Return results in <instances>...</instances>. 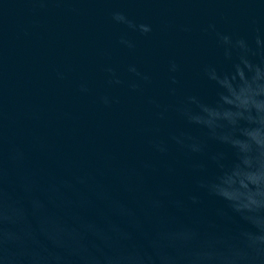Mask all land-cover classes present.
<instances>
[{
    "label": "water",
    "instance_id": "1",
    "mask_svg": "<svg viewBox=\"0 0 264 264\" xmlns=\"http://www.w3.org/2000/svg\"><path fill=\"white\" fill-rule=\"evenodd\" d=\"M0 264H264V0H0Z\"/></svg>",
    "mask_w": 264,
    "mask_h": 264
},
{
    "label": "clouds",
    "instance_id": "2",
    "mask_svg": "<svg viewBox=\"0 0 264 264\" xmlns=\"http://www.w3.org/2000/svg\"><path fill=\"white\" fill-rule=\"evenodd\" d=\"M144 31H148V29L145 27V28H144Z\"/></svg>",
    "mask_w": 264,
    "mask_h": 264
}]
</instances>
